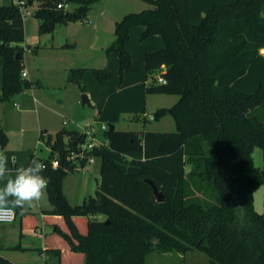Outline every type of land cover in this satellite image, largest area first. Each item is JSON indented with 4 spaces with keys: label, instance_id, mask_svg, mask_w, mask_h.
Instances as JSON below:
<instances>
[{
    "label": "trees",
    "instance_id": "obj_1",
    "mask_svg": "<svg viewBox=\"0 0 264 264\" xmlns=\"http://www.w3.org/2000/svg\"><path fill=\"white\" fill-rule=\"evenodd\" d=\"M95 1L27 0L37 2L40 33L83 20ZM144 1L147 8L115 21L105 52L117 54L122 77L135 70L125 46L131 28L141 26V38L161 36L163 47L145 54V69L152 75L145 90L178 95L173 105L153 112L154 118L170 113L176 129L103 130V143L87 152L100 158L95 194L79 204L69 202L62 185L69 170L85 166L86 159L77 162L70 153L88 134L58 130L48 140V156L39 158L46 164L42 175L49 178L51 204L44 211L52 227L44 250L58 264H145L151 252L191 249L205 252L210 264H264V213L254 206L255 190L264 180L253 160L254 148L260 147L264 168V120L247 115L264 104V0ZM68 3L75 4L72 10L65 9ZM24 40L18 7L4 0L0 100L36 84L23 75ZM89 69L100 83L110 77L105 67L78 66L68 70L67 79L80 81ZM155 70L165 82L153 78ZM7 142L0 125V152ZM147 178L163 201H157ZM15 213L22 227L37 226L35 213ZM53 238L64 248L51 243ZM0 264L16 263L0 255Z\"/></svg>",
    "mask_w": 264,
    "mask_h": 264
},
{
    "label": "rangeland",
    "instance_id": "obj_2",
    "mask_svg": "<svg viewBox=\"0 0 264 264\" xmlns=\"http://www.w3.org/2000/svg\"><path fill=\"white\" fill-rule=\"evenodd\" d=\"M74 6V3H68L65 9L72 10ZM148 6V3L144 0H96L91 4L87 16L83 20L58 24L52 32L46 33H40L38 31L40 20L34 14L36 9L35 5L32 6L33 13L24 18L25 40L21 43L24 47L22 69L23 71H28L29 78L40 75L43 85H35L33 88L24 89L21 91L20 98H17L16 95H12L6 100H0V117L3 112L5 122L13 123L19 119L17 118L20 115L18 110L23 108L24 110L30 108V112L25 113L27 116L25 117L26 121L35 122L37 116H39L42 127H45L47 131L44 135L39 137L37 145V152L42 157L47 156L50 148L49 141L53 139L55 131L65 126L87 130L97 126L99 127V131L96 133L94 139L101 140L103 132L101 125L109 126L112 122L107 121L104 117L100 118L98 116V109L94 108L89 97L91 95L94 96V98L97 96L96 98L99 100V104L105 106L103 112L106 113V106L108 107L114 98L117 97L118 102L123 103V105L126 103L123 97L126 96L127 92H118L119 94H116V86L121 81L122 77H128V83H142V86L143 83H145L146 77L148 80L152 79L151 74L145 75L144 58L142 57V59L141 56L138 55V52L141 50L140 45H142V47H144V43L148 45L147 39H149V36L141 38L140 34L136 35L132 32L129 37V44L133 52L132 63L135 70L125 72L123 76L120 77L118 63L117 66L114 64V69L107 67L110 77L104 83L98 82L91 73L85 75L80 81L68 80V71L65 72L63 69L65 61L67 60L66 62H68V64H73L71 62H76L74 64H91L89 62H91L94 57H97V55L99 56L102 54V56L105 57V50L97 51V49L101 44H104L103 41L108 37V32H110V38H114L112 19L116 18L118 20L128 12L140 11ZM102 10L103 12H101ZM96 22L98 23L97 28L95 27ZM109 25L110 27H108ZM140 28L141 26H134V29ZM62 29L67 30L66 40L63 41L66 43L64 46L61 45L63 43L58 34ZM70 34H72V36ZM158 37L161 36L158 35ZM52 45L54 46L53 48H51ZM104 48L106 47L104 46ZM60 49L64 50L67 54H60ZM98 52H100V54ZM158 73L157 70L153 71L154 76ZM87 77H90V81L87 80ZM25 78L27 79L26 76ZM144 93L142 92V95L135 94L137 105L144 103V95L146 94ZM82 94L87 95L90 104L83 105L81 103ZM146 95L148 97V103L154 104H173L178 99V95L176 94H171L173 96H160L154 93ZM155 110L156 108L146 109L145 119L142 118L141 110L129 111L118 120L117 128L135 131L142 129L161 132L175 131L176 125L173 116L170 113H166L157 118H151L150 116L153 115ZM133 116H137V119H133ZM253 160L256 166H262V150L260 147L254 148ZM99 177L100 158L93 157L92 162H87L85 166L74 168L67 172L63 178L64 187L70 197L71 190H73V188L75 189V186H77V191H79L81 186L88 188L90 194L94 195L97 178ZM260 189L262 190H259L258 187L254 193V206L258 212L259 210H263L262 201L264 199V185L261 186ZM71 200L75 199L71 197ZM80 200L82 199H79L77 202H81ZM32 231L35 232L34 230ZM54 262L55 260L51 259L49 264H54ZM146 264H181V261L177 258L175 253L172 256H164L160 252H153L148 255Z\"/></svg>",
    "mask_w": 264,
    "mask_h": 264
},
{
    "label": "crops",
    "instance_id": "obj_3",
    "mask_svg": "<svg viewBox=\"0 0 264 264\" xmlns=\"http://www.w3.org/2000/svg\"><path fill=\"white\" fill-rule=\"evenodd\" d=\"M3 2H4V0H0V4H2ZM34 5L36 7L37 2H33L32 6H34ZM101 12H103V10ZM116 20H117L116 18L112 19V27H114L113 25H114ZM97 24L98 23L96 22L95 23L96 28L98 27ZM108 27H110V25ZM66 31H67L66 29H62V30H60V32H58V34L62 38V43H63V44H61L62 46H64L66 44L63 42L66 40V34H67ZM113 32H114V28H113ZM132 32H133V34H136V35L140 34L141 35L142 27L140 29H134V27H132L130 30V35L132 34ZM61 35H64V36H61ZM70 35L72 36V34H70ZM107 35H108V37L105 38V41H103L104 44H101V46L97 49V51L105 50L106 48H104V46L107 47L110 44V42L113 40V38H110V32H108ZM113 37H114V34H113ZM148 38H149V39H147L148 45H145V43H144V47H142V45H140L141 50L138 52V55L141 56V58L142 57L144 58V62H145L146 52L162 48L164 45L162 38L158 37L157 34L151 35ZM125 46L129 50V52L131 54V59L133 62V58H132L133 52H132V50H131L132 48L129 44V39L127 40ZM53 47L54 46L52 45L51 48H53ZM55 48H57V47H55ZM60 50H61L60 54H67V53H65L64 50H62V49H60ZM261 52L264 54V48L261 49ZM98 53L100 54V52H98ZM104 54H105V57H103L102 54H100L99 56L97 55V57H94V59L91 62H89L91 64H85V63L74 64L76 62H71L73 64H70V63L68 64V62H66L67 61L66 60L65 64H64L65 66L63 69L65 72H67L72 67H78V66H85L87 68L105 67L106 69H107V67H111V69H114V64H116V66H117V63H118L117 54L115 52L114 53L113 52H110V53L105 52ZM23 59H24V52H23ZM161 69L165 70L164 66ZM157 71L159 72V70H157ZM24 72L26 73L25 76L27 77L28 80H30L32 82H36L35 85H38V86L43 85V82H42L40 75L39 76H33V78H29L28 71L24 70ZM90 73L94 76L92 70L89 69L85 72L83 77L87 74H90ZM146 74H147V72L145 69V75ZM154 77L155 76L153 75V78ZM87 78H88L87 80L90 81V77H87ZM127 78L128 77H125V76L122 77L121 81L116 86L117 87L116 94H119L121 92H127L126 96L123 97V100L126 102L124 105H123V103H119L118 99L116 97L110 102L108 107L106 106V113H104L103 108L105 106L104 105L102 106L101 104H99V102H98L99 100L96 98L97 96L95 98L92 95L89 97L91 104L94 106V108L98 109L97 110L98 116L100 118H103V117L106 118L107 121H111L112 124L114 125L115 129H118L117 123H118V120L120 118H122L121 116L126 115V113H128L129 111H140L141 110L142 116H143L142 118L145 119L146 109H149V108H156L157 109L159 107H169L176 102L175 101L173 104H154V103H150V102L148 103V101H147L148 97L146 94H150V93L146 92V90H145V86H146L145 83L147 84V82L149 81L147 79V77L145 78V83H143V86H142V83H139V84H133L131 82L128 83ZM91 82H93V81H91ZM135 87H136V89H135ZM31 88H33V86ZM132 91H133V93H132ZM142 92L146 93V94L144 93L145 94L144 95L145 101L143 104L137 105V102L135 101V98H136L135 94L137 93L139 95H142ZM131 93H132V95H131ZM20 94H21V92L15 94V95L17 98H20ZM154 94H158L160 96H173L171 94H164V93H154ZM161 98H163V97H161ZM164 100H166V99H164ZM18 112L20 113V115L17 117L19 119L14 121L13 123L5 122V117L3 115V112L1 114L2 116L0 117V125L4 128V130L6 131V133L8 135V142L5 146V148L1 152H3L8 157V168H9V175L10 176L15 175V169L17 167L28 166L30 161H32L34 157L41 158V159L45 158V157H42L37 152V145L39 142V137H41V134L44 135L47 132L46 128L42 127L39 116H37V119L35 120V122H30V121H26V119H25V117H27L25 113L30 112V108L29 109L27 108L25 110H24V108L19 109ZM247 115L248 116H254L259 120H264V104H261V105H258L256 107L252 108L251 110H249L247 112ZM133 119H137V116H133ZM64 128L77 129V130L86 132L88 134L89 140H93L96 137L95 136L96 133L99 131V127H97V126L91 127V129H88V130L70 127V126L69 127L65 126ZM60 129H58V130H60ZM58 130L55 131V134ZM138 131L142 132V131H147V130L142 129V130H138ZM151 131H154V130H151ZM48 140H49V138H48ZM49 152H50V148H49ZM49 152H48V154H49ZM48 154H47V156H48ZM258 167H260L261 169L263 168L262 166H258ZM96 184H97V182H96ZM2 185H3V181H0V186H2ZM62 187H63V192L65 193L67 199L69 200V202L71 204H79L83 200L92 196L90 194V190H88V188L81 186L79 191H77V186H75V189L73 188V190H71V197H72V199H75V200H71V197L69 196V194L65 190L64 180H63ZM260 188H261V186L259 187V190H262ZM263 193H264V191H263ZM79 199H82V200H80L81 202H77V201H79ZM262 206H263V210H261V211L259 210V212L264 213V199L262 201ZM50 208H51V204H50V201L48 199L47 192H45V195L38 202H36L35 207L25 209L27 211H31V212L36 214L37 219H38V223H37V226L35 228H31L29 226L22 227L20 225V222H19L17 217L12 222L0 223V255L2 257L9 259L10 261H12L13 263H16V264H49V262H51V259L55 260L54 264H58L57 257L54 255H51L50 253H47L44 250V248L47 246V244H49V242L47 241V235L49 234V232L52 229V227L48 226L44 221V216H45L44 211L47 209H50ZM32 230H34L35 232H33ZM51 243L58 244L62 248H64L62 243L59 242L56 238H53L51 240ZM151 253H153V252H151ZM151 253H149V254H151ZM161 254H163L164 256H168V255L172 256L174 253L173 252H163ZM148 255H147V258H148ZM175 255H177V258H179V260L181 261V264H210L208 255L203 251L191 249V250L185 251L184 253H175ZM147 258H146V261H147Z\"/></svg>",
    "mask_w": 264,
    "mask_h": 264
},
{
    "label": "clouds",
    "instance_id": "obj_4",
    "mask_svg": "<svg viewBox=\"0 0 264 264\" xmlns=\"http://www.w3.org/2000/svg\"><path fill=\"white\" fill-rule=\"evenodd\" d=\"M46 164L34 158L28 166L15 169V175H9L8 157L0 152V222H7L6 216L15 209L21 211L35 207L44 195L49 178L42 175Z\"/></svg>",
    "mask_w": 264,
    "mask_h": 264
},
{
    "label": "built area",
    "instance_id": "obj_5",
    "mask_svg": "<svg viewBox=\"0 0 264 264\" xmlns=\"http://www.w3.org/2000/svg\"><path fill=\"white\" fill-rule=\"evenodd\" d=\"M14 3L18 7L20 14H21L23 19L33 13L32 5L28 4L27 0H14ZM57 7L58 8L61 7V4L58 3ZM25 74L26 73L23 71V75H25ZM155 78L157 79L158 82H165V79L162 78V76L159 73L155 76ZM150 117L153 118V115H151ZM108 127L109 126L101 125L102 130L107 129ZM102 143H103L102 140H95V139L89 140V139H87L85 143H83L79 146V149L77 152L72 151L70 153V158L76 159L77 162H79L80 159H83V158L86 159L87 162H92L93 156L88 155L87 152L90 149H92L95 145H99ZM51 165H52V167H56L58 165V159L56 157H54L52 159ZM0 215H2V214H0ZM15 218H16L15 210L12 213L7 214V216H6L7 222H12L15 220ZM0 223H4V222H0Z\"/></svg>",
    "mask_w": 264,
    "mask_h": 264
},
{
    "label": "water",
    "instance_id": "obj_6",
    "mask_svg": "<svg viewBox=\"0 0 264 264\" xmlns=\"http://www.w3.org/2000/svg\"><path fill=\"white\" fill-rule=\"evenodd\" d=\"M60 40L62 41V38L60 37ZM16 57L17 58H20V54L17 53L16 54ZM164 68H166L164 66ZM81 103L84 105V104H90L89 102V99L87 97L86 94H82L81 96ZM115 127L112 123L109 124V130H113ZM261 175H262V178L264 180V168L261 169ZM146 182L149 183V185L152 187L153 189V193L157 199V201H163L164 200V195L163 193L159 190L158 186L155 184V182L149 178L146 179Z\"/></svg>",
    "mask_w": 264,
    "mask_h": 264
}]
</instances>
